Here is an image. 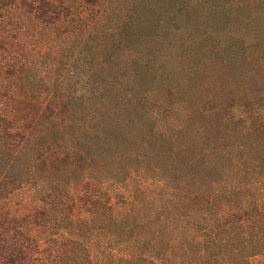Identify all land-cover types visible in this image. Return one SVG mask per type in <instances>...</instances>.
<instances>
[{"label":"trees","instance_id":"16d2710c","mask_svg":"<svg viewBox=\"0 0 264 264\" xmlns=\"http://www.w3.org/2000/svg\"><path fill=\"white\" fill-rule=\"evenodd\" d=\"M264 264V0H0V264Z\"/></svg>","mask_w":264,"mask_h":264},{"label":"rangeland","instance_id":"374dc122","mask_svg":"<svg viewBox=\"0 0 264 264\" xmlns=\"http://www.w3.org/2000/svg\"><path fill=\"white\" fill-rule=\"evenodd\" d=\"M254 264H256V263H254Z\"/></svg>","mask_w":264,"mask_h":264}]
</instances>
